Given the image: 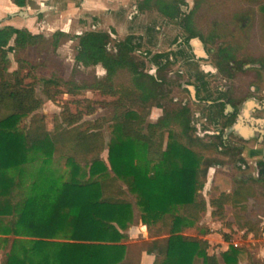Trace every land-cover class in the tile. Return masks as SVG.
I'll return each mask as SVG.
<instances>
[{
  "label": "trees",
  "instance_id": "trees-1",
  "mask_svg": "<svg viewBox=\"0 0 264 264\" xmlns=\"http://www.w3.org/2000/svg\"><path fill=\"white\" fill-rule=\"evenodd\" d=\"M13 2L19 7L30 3ZM159 6L179 10L177 2ZM65 35L56 32L55 44ZM42 38L26 29L0 27V232L6 235L1 264H129L119 241L134 221L135 207L143 224L155 227L159 236L147 247L155 254L154 264H220L219 257L208 252L207 239L184 234L208 207L200 193L206 174L198 169L199 155L182 139L190 129L189 112L164 107L163 117L147 122L151 107H162L169 92L145 72L133 39L117 42L116 50H110L109 33L80 35L76 63L102 64L107 70L106 77L80 84L54 66L25 59H18L12 69L9 54ZM44 68L48 76L40 75ZM120 69L131 73V85L114 84L112 77ZM39 82L48 100L57 102L64 94L74 98L55 114L52 128L41 111L45 100L38 94ZM89 89L114 99L87 97ZM100 104L112 107L114 114L84 119ZM37 152L45 162L64 159L66 168L57 173L41 166L35 175L31 163ZM249 196H255L253 190L221 192L210 200L212 215L225 220V205L238 207ZM36 202L46 206L36 236L17 239L22 227L33 226ZM241 218L238 214L240 227L257 235V224H242ZM50 233L61 240H49ZM242 249L231 245L221 256L227 264H238Z\"/></svg>",
  "mask_w": 264,
  "mask_h": 264
},
{
  "label": "flooded vegetation",
  "instance_id": "flooded-vegetation-1",
  "mask_svg": "<svg viewBox=\"0 0 264 264\" xmlns=\"http://www.w3.org/2000/svg\"><path fill=\"white\" fill-rule=\"evenodd\" d=\"M160 2H177L179 10L160 8ZM182 3L121 2L111 13L117 14L125 32L121 34L114 26L86 30L77 35L78 45L79 36L87 31L109 33L113 39L110 50H116L117 42L131 37L137 45L134 53L144 63L145 72L169 92L162 107H151L148 117L152 109H157L156 117L150 121L147 117V122L156 123L163 117L164 107L186 109L190 129L182 139L197 151L198 169L205 172L206 181L209 176L213 180L225 178L230 188L264 191V60L243 58L231 46L216 42L215 35L202 34L199 25L192 23L194 14L184 11ZM261 10L262 19L264 9ZM154 14L180 21L182 33L171 35L165 26L149 21L147 17ZM146 61L153 72L147 71Z\"/></svg>",
  "mask_w": 264,
  "mask_h": 264
},
{
  "label": "rangeland",
  "instance_id": "rangeland-1",
  "mask_svg": "<svg viewBox=\"0 0 264 264\" xmlns=\"http://www.w3.org/2000/svg\"><path fill=\"white\" fill-rule=\"evenodd\" d=\"M183 1L182 9L186 12L191 11L192 23L199 25V29L204 35H215L216 42L231 46L237 54L243 58H256L264 60V16H260L262 12L261 6L264 4V0L251 1V0H174ZM149 21L165 26L169 34L180 35L181 27L180 21H171L164 19L163 17L154 14L151 17H147ZM197 18L200 21H197ZM70 39L60 38L58 44H55L54 37L49 36L42 38L36 45L28 46L23 49H18L15 52L9 54L12 62V69L17 68L18 59H25L30 63L45 64L46 67L54 66L65 78H74L80 84H90L95 82L99 78H103L106 75V70L101 65L86 67L76 63L75 55L78 48V36L75 33L69 34ZM213 42L212 45H215ZM146 49V47H145ZM162 49V48H158ZM143 57V53H140ZM146 68L148 72H153L154 68L149 62L146 61ZM40 75H47V69H41ZM115 85H131V73L127 70H120L116 75L112 77ZM37 91L40 96L45 100L41 109L47 115L49 121V128L53 127V118L56 113H59L63 109V104L74 99L69 94H64L59 97L57 102L48 100L43 93V85L41 82L37 84ZM87 97L97 100H112L111 96L104 95L98 90H87ZM73 109L75 105L72 104ZM157 109H152L148 120L156 117ZM114 114V110L109 106H97L96 112L92 115H86L84 119L95 120L98 117L105 116L111 117ZM107 138L109 134L106 132ZM167 138H165V141ZM33 157V156H31ZM104 157L107 158V151L104 152ZM150 157V156H149ZM34 160L31 163V168L36 175L39 167L52 168L57 173L60 170L66 168L65 160L58 159L56 157L48 158L47 162L43 161L44 155L42 153H35ZM217 178V177H216ZM216 186V180L212 182L205 181L203 191L200 192L204 197L209 200L210 197L218 196L222 189H229L228 181L223 178L221 182H218ZM217 187V189L215 188ZM255 197H250L246 203L248 210L245 212L246 218L260 222L264 220V191H254ZM36 213L31 216V220L34 223L33 226L22 227L21 233L16 236L17 239L28 241L36 236V231L40 227V219L44 215V206L42 203L36 202ZM211 208L208 209L202 216L201 221L187 229L186 232L191 236H205L204 231L208 228L211 229L210 241L211 246L208 249L209 253H219L221 251L223 230L227 229L225 221L217 219L211 216ZM234 212V208L230 205L227 207V217H231ZM137 214V211H136ZM139 216H136V220ZM135 220V221H136ZM135 224V223H134ZM257 224L259 231L260 225ZM135 225L130 229V233L126 232V236L120 239V243L124 244L126 249L124 252V259L129 264H145L147 259V253L144 251L148 247V243L152 238H148L142 235L140 232H135L133 229ZM135 228V227H134ZM155 231V227H154ZM5 235L0 232V247L3 245V238ZM206 235V236H208ZM3 236V237H2ZM49 240H61L59 235L50 233L47 236ZM247 243V242H246ZM246 246V253L244 257H241L242 262L238 264H255L256 261H263L264 259V240L263 241H249ZM220 264H227L221 255Z\"/></svg>",
  "mask_w": 264,
  "mask_h": 264
},
{
  "label": "crops",
  "instance_id": "crops-1",
  "mask_svg": "<svg viewBox=\"0 0 264 264\" xmlns=\"http://www.w3.org/2000/svg\"><path fill=\"white\" fill-rule=\"evenodd\" d=\"M29 1L30 3L26 7H19L13 2V0H0V27L13 26L20 29H26L32 32L33 34L42 35L43 38H47L51 35L52 37H54V34L56 32H63L66 35H69L73 32L75 33V35H78L86 30H92V29L106 30L108 29L109 26L116 27L117 31H119L122 34V32H125L124 26L118 21L117 14L116 15L112 14L111 11L117 10L121 6V2L129 3L131 0H29ZM22 11H24V13H21ZM95 23H98L99 25L96 27L92 26V24ZM207 180L209 183L213 181L211 176H209ZM221 181H222L221 178L218 179L216 178V186H218L219 184L218 182ZM215 188L217 189V187ZM235 189L236 188L222 189L219 192V194L221 192L231 193ZM216 197L217 196L210 197L209 200H207L204 197L208 202V207L205 212H207L208 209L211 208L210 214L214 218H216L215 216L212 215L214 206L211 205L210 200L211 198H216ZM250 197H255V196H249L247 200L243 201L242 204L238 205V207L234 206L231 203L225 205L226 213H227L228 205L234 208V212L231 215V217H227L226 215V218L224 220L227 229L223 230L222 233L223 239L222 241H219L222 244L221 251L218 254L217 253H210V254H216L219 257V255H221L222 252L229 249L231 245H234L243 248L241 257H244V254L246 253V246H248V248L250 247L249 244L247 245L249 241H253V243H255L256 241L264 240V220H262L259 224V222H254L246 218V216L244 215L245 212H247L248 210L246 203ZM242 205H245V210L241 209L243 207ZM134 213H135L134 221L131 224L130 228L128 229L127 233H130V229L132 228L133 225H135L134 226L135 228L133 227L135 232H140L142 235L148 238H152L150 241L159 238V236L154 234L155 233L154 228L150 230L147 225L143 224L141 217L139 216V210L136 207ZM238 214L242 217L240 219V223L243 224L245 222V223H254L260 225V231L258 232L257 235L253 230H248L247 227L244 228L240 227L239 221L237 220ZM136 216H139L138 220H136ZM201 219L199 221H201ZM231 221H232V225L231 226L227 225L226 222H231ZM209 233H211L210 228L205 230L204 232L205 236L202 235L199 236V238L207 239L211 246V241H210L211 234L208 235ZM184 234L190 235L186 231L184 232ZM224 234L228 235L227 239L225 238L226 236H224ZM3 236L4 238L6 237V235ZM3 245L0 247V264H1L2 255L4 253ZM144 251L147 253L146 254L147 259L144 260V261L147 260L145 264H154L155 254L149 253L147 249ZM240 262H242L241 258L239 263Z\"/></svg>",
  "mask_w": 264,
  "mask_h": 264
},
{
  "label": "water",
  "instance_id": "water-1",
  "mask_svg": "<svg viewBox=\"0 0 264 264\" xmlns=\"http://www.w3.org/2000/svg\"><path fill=\"white\" fill-rule=\"evenodd\" d=\"M21 13H24V11H22ZM21 13H18V14H21Z\"/></svg>",
  "mask_w": 264,
  "mask_h": 264
}]
</instances>
